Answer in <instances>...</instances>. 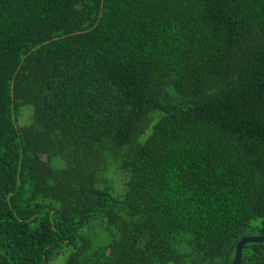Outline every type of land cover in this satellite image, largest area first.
Masks as SVG:
<instances>
[{
	"label": "trees",
	"instance_id": "obj_1",
	"mask_svg": "<svg viewBox=\"0 0 264 264\" xmlns=\"http://www.w3.org/2000/svg\"><path fill=\"white\" fill-rule=\"evenodd\" d=\"M247 236L264 0H0V264H232Z\"/></svg>",
	"mask_w": 264,
	"mask_h": 264
},
{
	"label": "rangeland",
	"instance_id": "obj_2",
	"mask_svg": "<svg viewBox=\"0 0 264 264\" xmlns=\"http://www.w3.org/2000/svg\"><path fill=\"white\" fill-rule=\"evenodd\" d=\"M29 116H30V112H28V111L24 112L23 113V117L20 120V123L23 124V123L28 122ZM109 178L112 181L111 184L113 185V188L115 190L116 195H120L121 193H123V191H124L123 177H121L120 174H112V173H110ZM97 224L100 225L101 227H99V226L86 227V228H83L80 231V233L83 234V235L90 236V237H92L94 239L99 237L100 235L105 236V234L102 232L103 224L100 223V222H98ZM67 253L68 252L65 251L61 256L53 259L50 262V264H62L64 262V260L66 259L65 255Z\"/></svg>",
	"mask_w": 264,
	"mask_h": 264
},
{
	"label": "water",
	"instance_id": "obj_3",
	"mask_svg": "<svg viewBox=\"0 0 264 264\" xmlns=\"http://www.w3.org/2000/svg\"><path fill=\"white\" fill-rule=\"evenodd\" d=\"M264 243V236H247L242 238L235 247L234 257L232 264H240L242 250L248 244H260Z\"/></svg>",
	"mask_w": 264,
	"mask_h": 264
}]
</instances>
